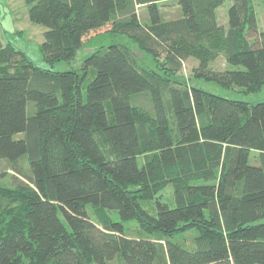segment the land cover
<instances>
[{"label":"trees","instance_id":"1","mask_svg":"<svg viewBox=\"0 0 264 264\" xmlns=\"http://www.w3.org/2000/svg\"><path fill=\"white\" fill-rule=\"evenodd\" d=\"M168 1L180 17L163 18ZM227 1L228 26L217 13ZM26 2L46 28L48 67L99 35L128 38L157 67L111 44L57 72L0 40V181L10 179L0 184V264H264V101L178 78L195 59L194 79L262 90L254 0ZM169 185L168 204L157 196ZM132 221L147 237L127 235Z\"/></svg>","mask_w":264,"mask_h":264},{"label":"rangeland","instance_id":"2","mask_svg":"<svg viewBox=\"0 0 264 264\" xmlns=\"http://www.w3.org/2000/svg\"><path fill=\"white\" fill-rule=\"evenodd\" d=\"M255 8L257 12V19L259 28L264 30V4L262 0H254ZM231 6V2L227 1L222 7L217 10L219 20L222 24L228 26V10ZM30 5L26 0H0V40L4 43H10L16 49L25 52L32 62L41 68L51 69L53 71L62 72L67 70H80L84 59L97 49L108 47L111 44H120L127 46L136 57L141 67L148 69H155L157 66L154 63L152 57L138 48L131 40L126 37L118 35H99L85 42L80 48L77 56L71 63L60 62L55 64L52 68L44 62L40 45L44 42V33L46 28L42 25L35 24L29 17ZM161 11L165 20H172L180 17L181 11L177 1H168L162 3ZM139 16L144 21L147 18V11L144 8L139 9ZM198 61L195 59H189L183 64V68L178 75L180 81L188 85H194L203 90L220 95L230 99L242 100L251 103H258L264 101V87L261 91L256 93H246L239 87L226 88L218 85L215 82H208L205 80H197L193 77V70L198 67ZM217 70H223L227 67L225 60L218 57L212 64ZM254 154V153H253ZM252 159V158H251ZM252 163L253 159L251 160ZM23 167L26 173H28L29 164L25 160L23 161ZM9 168V164L6 161H0V172ZM5 172V171H3ZM9 174V172H5ZM0 184L3 186L10 185V179L1 180ZM157 199L165 203L173 202V188L171 185L165 187L162 192L157 196ZM155 202H148V208L153 211L155 208ZM91 210V207H88ZM156 209V208H155ZM114 221H121L119 214L115 211L109 212ZM125 230L128 236L139 237L141 235H147L142 233L138 224L134 221L124 223ZM193 231H189L185 234H180L177 237L178 242H182L184 245L194 236ZM188 241V242H187ZM191 245V244H189ZM119 264V263H118Z\"/></svg>","mask_w":264,"mask_h":264}]
</instances>
